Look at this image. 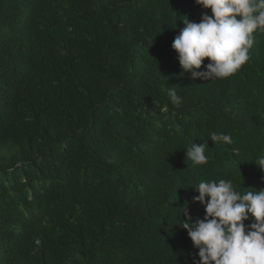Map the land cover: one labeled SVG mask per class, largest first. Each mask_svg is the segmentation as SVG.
Here are the masks:
<instances>
[{
    "label": "trees",
    "instance_id": "trees-1",
    "mask_svg": "<svg viewBox=\"0 0 264 264\" xmlns=\"http://www.w3.org/2000/svg\"><path fill=\"white\" fill-rule=\"evenodd\" d=\"M206 11L0 0V264H192L180 208L205 213L191 187L264 188L251 161L264 154V30L236 73L193 80L171 45ZM213 132L233 143L213 144ZM206 141L208 162L186 161Z\"/></svg>",
    "mask_w": 264,
    "mask_h": 264
},
{
    "label": "clouds",
    "instance_id": "clouds-1",
    "mask_svg": "<svg viewBox=\"0 0 264 264\" xmlns=\"http://www.w3.org/2000/svg\"><path fill=\"white\" fill-rule=\"evenodd\" d=\"M194 3L210 9L211 14L206 11L199 22L182 20L183 27L171 45L181 73L190 72L191 79L204 81L230 77L248 61L253 34L264 30V0H194ZM205 59L209 60L206 65ZM202 66L205 70L199 71ZM167 94L173 104L181 105L182 98L174 87L168 88ZM209 140L213 144L233 143L231 136L222 132L211 133ZM208 141L192 142L185 149L186 161L206 164ZM251 161L264 172V154ZM191 188L199 193L192 197V202L202 205L205 213L202 219L193 221L187 204L180 208L187 219L180 220L179 225L198 249V259L192 264H264V188L243 187L246 190L239 191L232 179L201 180Z\"/></svg>",
    "mask_w": 264,
    "mask_h": 264
}]
</instances>
